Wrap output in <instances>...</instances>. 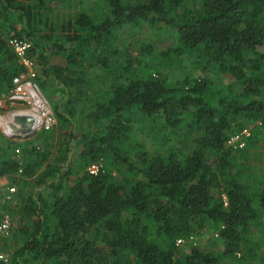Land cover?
I'll use <instances>...</instances> for the list:
<instances>
[{"label": "trees", "instance_id": "1", "mask_svg": "<svg viewBox=\"0 0 264 264\" xmlns=\"http://www.w3.org/2000/svg\"><path fill=\"white\" fill-rule=\"evenodd\" d=\"M143 25L175 29L176 44L155 52L152 42H119L125 27ZM13 38L29 42L35 80L56 82L53 112L60 137L68 135L37 172L50 152L32 146L23 163L7 155L17 143L0 132V177L19 174L37 188L16 204L7 243L17 232L23 240L0 264H230L238 251L261 258L264 181L243 183L234 158L250 145L246 127L264 128V0H0V97L25 71ZM185 51L200 74L171 85ZM210 74L233 78L231 90L210 93ZM79 106L87 110L76 116ZM138 121L144 136H180L183 157L163 142L148 149L135 136ZM104 162L109 169L96 175L85 170ZM255 232L260 238L250 239ZM203 235L208 252L177 249L176 239Z\"/></svg>", "mask_w": 264, "mask_h": 264}, {"label": "rangeland", "instance_id": "2", "mask_svg": "<svg viewBox=\"0 0 264 264\" xmlns=\"http://www.w3.org/2000/svg\"><path fill=\"white\" fill-rule=\"evenodd\" d=\"M91 5L93 3H90ZM120 40L119 42L122 44V39L125 37L129 38V41L132 42H136V43H148V42H152L154 44L155 52H157L158 50H163L167 47H172L176 44V30L175 29H171L168 28L166 26H162V27H157V28H150V26L148 25H143L138 29L135 28H131V27H125L122 31H121V35H119ZM129 48L131 54L135 53L137 50L135 49V45H134V49ZM260 51L264 52V45H262L260 48ZM177 59L176 65H175V69H173L172 75L169 77L171 82V85L175 82V80L177 78H179V76L187 73V72H192V75H198L200 74L199 72H197L198 70H195L194 67H192V59L193 58V52H184L183 54L180 55L179 58H175ZM211 76H213L211 78V82H212V88L210 89V93L218 95L219 91L222 92H228L230 91V87L233 84V78H229L226 75H222V78L210 74ZM37 80V83L39 84L40 90L43 94V96L46 98V100L48 101L49 105L51 106L52 110H53V106L57 100V98L60 95V92L58 91V86L56 84L55 81H50L48 80L46 83ZM239 90V89H238ZM3 102H5L2 98L0 99V115H5L6 114V119L8 120V122L12 121L13 123L16 122L18 119H20L21 117H24L23 115H19V114H25L24 112L20 111H16L13 113L14 110L17 109H26V107H24L23 105L20 106L16 103H8L3 106ZM78 112L76 114V116H79L80 114H83L84 111L87 110V108L85 106H79L78 108ZM30 113L29 111H27V114ZM55 116V123L48 129L45 128H40V127H33V125L31 124L30 126H27L28 123L32 122V118L30 116V119H28L25 122L27 124H21L18 125L17 127V132L15 133H5L1 128H0V132L2 133V135L4 137H9L11 138L13 141H15L17 143V146L14 150L8 151L7 155H11L13 157H15L16 159H19L20 161H22L23 163H25V159L26 156L28 155V150L30 149V147L32 146H40L42 150L44 151H49V160H46L45 163L37 170V172H40L41 169H43L45 167L46 164H49L50 162H54L52 161V158L56 157L57 155V149H58V143H60L59 139L62 138V143L67 139V135L68 132H62L61 133V137H60V133H59V122L58 119L54 113ZM5 119V120H6ZM9 123L13 124V123ZM259 122H256L254 124H249L250 127H246L248 133L250 134V136L248 138L249 139V144H246L247 146L244 147V150L241 152H238L235 155V162L237 164V170L240 173V180L244 181L243 183H249L251 185L254 186H260L261 183L264 181V128H260L255 126L256 124H258ZM76 123H74V125L70 126V130L73 129L74 131L77 129L76 128ZM141 126V122L138 121L136 124H134V133L136 138L143 142L148 149L154 150L157 149L159 147V144L161 142L165 143L166 146L169 147H174L176 154L178 155V157H183V155L185 154V147L186 144L180 140V136L179 137H170V134H166L163 135L160 140H157V137H154L153 135H150L152 137H148V136H144L145 133H147V131H143L142 128H139ZM63 131V130H62ZM78 131V129H77ZM80 131L77 132V138H79ZM30 143H28V142ZM160 142V143H158ZM72 145L70 146L71 148H74V144L71 143ZM76 149V148H75ZM29 156L31 157V155L29 154ZM50 161V162H49ZM92 164V163H91ZM99 164L100 167V171H103V167L105 165V167L107 169H109L108 167V163L104 162V164L102 163H96ZM23 165V164H22ZM23 167V166H22ZM71 167L73 168H77V165H72ZM89 169H94L93 166H91L90 164L85 168L86 171H88ZM19 170V169H18ZM83 170H80L79 172H83ZM115 173V175H117L119 178H121V176H125L124 172L122 171H113ZM20 173V172H18ZM113 173V174H114ZM74 174H72V176L70 177V181H72V179H74ZM6 176H1L0 178H5ZM7 180L9 181H13L15 183V185L17 186L18 189V193L16 195V200L15 203L13 205H11L10 207L13 208V210L11 211V214L14 215V212L16 213L18 211V207L16 205L19 204L21 201L24 200V198H26V193L30 192L32 190L37 191V188H35L34 185H32L29 180L27 179L26 181H24L22 179V177L19 176V174H15L13 177L9 178L6 177ZM33 178V177H32ZM29 183H28V182ZM40 190H44V191H48L49 188L47 186L40 188ZM13 218L15 219V216H13ZM53 221V218L50 219V223ZM15 222V221H14ZM263 223V230L262 235L264 233V220L262 221ZM258 230V226L255 228V231ZM14 228L12 229V234H13ZM17 235L15 236V238L13 239V241L8 245V241L4 243H2V245L0 246V248L5 251V249H14L15 244L16 243H20L23 240V233H16ZM250 239L252 238H256L259 239L261 236V233H257L255 232V234H251ZM208 241V235H203V236H199V237H192L191 239H186V242L180 246H177V249L179 251H181L182 253L187 254L189 249L191 247H198L199 249H201L203 252H208V250L210 249V245L207 242ZM8 242V243H7ZM220 242V241H219ZM176 243V241H175ZM264 244L260 245V248L262 247V249L264 250ZM180 252V254H181ZM10 255V251L6 252ZM261 258L258 257H253L250 258L249 256L245 255L244 253H242V251H238L236 253V258L233 261H228L230 264H248V261H250L252 264H264V253L262 252V255L259 254ZM243 258V259H242Z\"/></svg>", "mask_w": 264, "mask_h": 264}, {"label": "built area", "instance_id": "3", "mask_svg": "<svg viewBox=\"0 0 264 264\" xmlns=\"http://www.w3.org/2000/svg\"><path fill=\"white\" fill-rule=\"evenodd\" d=\"M9 44L17 56V62L23 66L25 71L18 76L13 77V87L7 93L1 95L2 99L10 101L11 103H16L20 106L23 105L26 107L25 110L30 112L32 120L33 118L36 119L35 128L40 127L48 129L55 123V116L51 106L43 96L39 84L35 80L36 68L34 62L26 56L29 42L23 39L13 38L9 40ZM244 132L247 134L246 130ZM238 138L237 135L233 138L231 137L229 142ZM90 165L93 166L94 169H89L88 172L93 175L98 174L101 166L96 163ZM20 171L21 169H19V172ZM15 200L16 187L11 181L7 180L6 177L0 178V246L12 236V229L15 222L13 215L11 214L13 208L10 206L15 203ZM191 238L192 237L190 236L189 239ZM185 242L186 239L184 238L176 239V244L178 246ZM9 256L10 255L6 253V251H3L0 248V261L8 262Z\"/></svg>", "mask_w": 264, "mask_h": 264}, {"label": "bare ground", "instance_id": "4", "mask_svg": "<svg viewBox=\"0 0 264 264\" xmlns=\"http://www.w3.org/2000/svg\"><path fill=\"white\" fill-rule=\"evenodd\" d=\"M16 111H20V113L21 112H24L25 114H19V115H25L24 117H21L20 119H18L16 122H12V121H10V122H8V120L6 119V114L5 115H1L0 116V126H1V128L3 129V131L5 132V133H15V132H17V127H18V125H21V124H27L26 122H25V119H26V121L28 120V119H30V113H28L27 114V111L28 110H25V109H17V110H14L13 111V113L14 112H16ZM6 119V120H5ZM13 123V124H10L9 125V123ZM33 125V127H35L36 126V119L35 118H33V120H32V122L30 123H28V125L27 126H30V125ZM37 126H38V122H37Z\"/></svg>", "mask_w": 264, "mask_h": 264}, {"label": "crops", "instance_id": "5", "mask_svg": "<svg viewBox=\"0 0 264 264\" xmlns=\"http://www.w3.org/2000/svg\"><path fill=\"white\" fill-rule=\"evenodd\" d=\"M37 81V80H36ZM2 98V96L0 97V99ZM5 102H3V106H5L8 103H11L10 101L4 100Z\"/></svg>", "mask_w": 264, "mask_h": 264}]
</instances>
